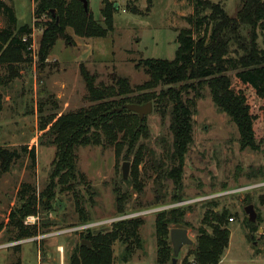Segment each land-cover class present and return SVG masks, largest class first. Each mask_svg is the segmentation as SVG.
<instances>
[{"label":"rangeland","instance_id":"1","mask_svg":"<svg viewBox=\"0 0 264 264\" xmlns=\"http://www.w3.org/2000/svg\"><path fill=\"white\" fill-rule=\"evenodd\" d=\"M4 1L14 6L18 28L33 25V0ZM109 1L116 2L119 7L114 16L115 30L108 37L81 38L69 29L72 41L60 39L48 60L41 63L37 54L42 30L36 27L31 60L14 66L18 76L9 81V69L0 67V75L6 82L0 87L3 104L0 148L21 153L8 172H2L0 168V226L3 227L0 232V264H73L75 248L81 243L84 233L71 232L82 222L78 204L84 207L89 222L97 223L121 215L117 211L118 191L128 197L127 214L155 207L153 203L159 195H167L169 201L175 191L174 180L168 175L176 166L172 159L175 141L172 104L169 99H163L161 104H153V111L142 123L141 135L131 151L128 147L118 148L107 143L103 135L100 145L78 148L77 169L85 176L89 189L83 184L69 191L58 185L53 189L55 196L51 201H45L47 205L41 204L40 198L52 185L57 158V149L49 132L51 126L63 114L89 109L96 104L90 100L81 66L95 75L97 87L114 86V78L120 77L127 78L130 87L136 89L150 80L144 68L137 67L138 63L145 59L174 60L179 47L178 31L192 28L187 18L194 13L193 0H151L152 7L149 0ZM211 1L221 3L227 15L235 18L245 0ZM102 3L103 0H89V9L94 18L104 24ZM128 4L136 7L139 14L130 12ZM5 27V17L0 14V29ZM257 44L264 50L261 34L257 37ZM228 75L234 87L237 86L235 72ZM166 90L167 87L159 86L148 93L159 95ZM245 93L255 116L259 146L256 150L241 148L236 124L216 106L207 86L183 90V100L191 99L194 106L193 143L185 156L182 174L184 197L196 199L203 194L220 192L223 188L244 187L264 178V100L252 90L246 89ZM138 94L135 91L128 97ZM121 137L119 134L120 140ZM23 147L28 151L35 148L34 166L28 154L22 152ZM126 163L129 165L127 179L123 175ZM21 191L37 193V214L28 216L35 220L30 218L27 224L26 217L24 225L36 227L38 234L18 239V230L10 216L21 207ZM247 197L250 203L245 200ZM263 197L264 188L216 200L218 210H228L235 219L228 225L231 238L221 264H264ZM249 205H254L258 215L255 230L246 224L249 218L245 208ZM187 207L191 208L186 215L185 228L193 244L182 248L176 264H194L192 253L198 229L204 225L208 209L207 203L202 202ZM156 216L152 214L142 218L145 223L140 229L143 246L139 250L133 246L134 254L128 261H124L127 244L115 243L114 264H157ZM114 225L93 231L105 233ZM28 239L34 241L7 246ZM60 247L64 248L63 253Z\"/></svg>","mask_w":264,"mask_h":264},{"label":"trees","instance_id":"2","mask_svg":"<svg viewBox=\"0 0 264 264\" xmlns=\"http://www.w3.org/2000/svg\"><path fill=\"white\" fill-rule=\"evenodd\" d=\"M149 1V6L152 7V2ZM33 2V25L18 28L14 6L0 0V14L4 15L6 22V27L0 29V67L9 69V81L12 77L18 76V70L14 66L26 64L31 60L30 48L33 45L36 27L42 30L37 54L41 63L48 60L60 39L72 41L68 34L69 29L78 37L99 39L108 37L115 30L114 16L119 7L116 2L103 0L101 15L104 24L94 18L90 9L86 13L83 0H33ZM193 2L194 13L187 18L192 28L178 31L179 47L174 60L145 59L138 63L137 67L144 68L150 76L149 82L144 85L134 89L130 87L127 78L115 77L114 86L97 87L95 75L81 66V75L86 82L90 100L96 104L89 109L63 114L51 126L49 132L57 149V158L52 172V185L40 198L41 204L47 205L45 201L48 203L51 201V197L55 196L53 189L58 185L69 191H74L78 185L83 184L89 189L85 176L77 169L78 148L100 145L102 135L107 143L118 148L128 147L130 151L134 148L141 135L140 117L127 110L120 113L112 112L127 104L153 103L157 106L163 99H169L172 104V131L175 139L172 159L176 166L168 175L174 180L175 191L169 201L167 195L157 196L153 203L155 206L189 199L183 196L182 174L185 156L193 143L194 106L191 99L183 100V90L207 86L216 106L236 124L241 148L253 150L259 148L255 116L245 90H252L258 98L264 100V50L257 44L258 35L264 37V0H245L235 18L227 15L221 3L211 0ZM127 8L130 12L139 14L136 7L128 4ZM231 71L235 72L237 81L235 87L228 75ZM5 83L4 77L0 75V87L5 86ZM177 85L182 86L177 89ZM159 86L167 87V90L159 95L148 93ZM135 91L139 94L128 97ZM2 109L0 93V112ZM262 118L264 121V107ZM119 134L122 135L121 140ZM28 150L27 147L22 148V152L28 154L34 166L35 148ZM20 157L21 153L18 151L0 148L1 171L8 172ZM126 159L129 160V156ZM55 179H58V182ZM260 181H264V178ZM224 190L228 188L221 191ZM20 200L21 207L12 213L10 218L18 230V239H23L38 234L36 227L24 225L26 217L37 214V193L34 191L27 194L26 191H21ZM245 200L251 202L248 197ZM127 202V195L118 191L117 211L121 215L126 212ZM207 207L204 225L198 229L196 247L192 253L194 264H221L231 238L228 225L231 223L230 218L234 217L226 209L218 210L217 201L207 202ZM77 208L81 214V225L91 223L84 207L78 204ZM190 208L180 207L157 214L155 220L157 264L173 263L174 249L171 246L170 232L173 228L187 227L185 219ZM144 224L142 218H137L118 222L105 233L89 231L83 234L81 243L75 248L72 263L114 264L113 246L116 242L127 244L124 261H128L134 254L133 246L138 250L142 249L140 229ZM246 224L251 230H255L254 223L247 221ZM2 229L1 225L0 232ZM249 239H252L251 236Z\"/></svg>","mask_w":264,"mask_h":264},{"label":"built area","instance_id":"3","mask_svg":"<svg viewBox=\"0 0 264 264\" xmlns=\"http://www.w3.org/2000/svg\"><path fill=\"white\" fill-rule=\"evenodd\" d=\"M24 40H26V39H24ZM33 48L34 47L32 45L30 49H33ZM262 188H264V181H259L256 183H250L249 185L244 186V187L234 188V189H230V190H224V191H220V192H214V193H210V194H203L196 199H187V200L182 201V202H172V203L166 204V205L155 206V207L150 208V209H145V210H141V211H134L133 213H129V214H125V215H119V216L113 217L111 219H108L106 221L79 225L77 227H73V229H71V232H84L83 234H86L89 231H93L95 228L112 226V225H114L118 222H121V221L143 218L144 216H147V215L171 211L173 209H177L180 207H187V206H190V205L196 204V203H201V202L207 203L210 201H216L220 198H225V197H228L231 195H237V194H241V193H248V192H251V191H254L257 189H262ZM30 218L35 220L34 217H28L27 222H26L27 224L29 223ZM234 221H235L234 218H230V222H234ZM28 241H34V239H28L25 241L20 240V241H17L16 243L9 244L7 246H11V245L18 246V245H21L22 243H25ZM60 251H62V253H63L64 248L60 247Z\"/></svg>","mask_w":264,"mask_h":264},{"label":"water","instance_id":"4","mask_svg":"<svg viewBox=\"0 0 264 264\" xmlns=\"http://www.w3.org/2000/svg\"><path fill=\"white\" fill-rule=\"evenodd\" d=\"M84 9L86 13L89 12V2L88 0H83ZM124 110H127L128 112L137 114L140 117L141 124L145 120V118L150 115L153 111V103H147L145 105H136V104H127L122 106L119 109H115L112 112H123ZM128 163H126L123 167V175L124 178L127 179L128 175ZM245 212L248 215L249 221L251 223H256L257 221V212L255 210L254 205H249L245 208ZM170 239L171 243L174 249V257L172 260V264L177 263V257L179 256L182 248L184 246H191L193 244V241L189 237V232L185 228H173L170 232Z\"/></svg>","mask_w":264,"mask_h":264},{"label":"crops","instance_id":"5","mask_svg":"<svg viewBox=\"0 0 264 264\" xmlns=\"http://www.w3.org/2000/svg\"><path fill=\"white\" fill-rule=\"evenodd\" d=\"M33 22H34V21H33ZM144 226H145V225H144ZM144 226H143V227H144ZM154 233H155V230H154ZM155 237H156V236H155ZM141 238H142V237H141ZM142 240H143V238H142ZM222 262H223V261H222Z\"/></svg>","mask_w":264,"mask_h":264}]
</instances>
